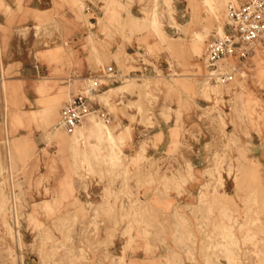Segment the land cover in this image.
Wrapping results in <instances>:
<instances>
[{"label":"rangeland","instance_id":"374dc122","mask_svg":"<svg viewBox=\"0 0 264 264\" xmlns=\"http://www.w3.org/2000/svg\"><path fill=\"white\" fill-rule=\"evenodd\" d=\"M18 1L19 11L14 15L18 23L11 30L18 38V66L29 59L31 47L57 45L53 38L67 26L59 24V18L67 16L85 31L79 43L96 74L87 76L91 79L87 83L74 77L73 92L66 89L63 98L53 99L35 116L21 114L23 106L17 112H6L0 138V264H137L128 257L137 255L138 244L155 239L165 242L167 233L158 229L163 219L138 197L139 177L149 173L141 164L143 151L127 162L121 134L109 125L101 109L93 106V102L108 105L112 114L118 111L115 97L125 92L137 94L136 102L124 104L121 98V107H138L151 124L160 80L153 90L148 78L129 75L134 67L122 52L112 54L123 77L115 75V70L107 71L111 56L103 47L105 40L118 35L130 42L134 34L141 36V45L158 38L176 58L177 66H190L179 71L170 64V74L164 79L170 95L203 98L209 105L204 116L214 135L212 152L201 171V185L191 203L184 206L191 216L186 217L180 207L175 209V245L194 263L200 256L202 264H264V39L245 45L235 26L228 23L229 6L242 7L245 0H217L216 12L203 0H102L108 7L98 18L102 26L98 31L89 30L95 25L89 23L91 14L85 11V0H51L48 12H36L33 17L27 5L22 6L24 0ZM133 3H138L140 10L123 17ZM107 24L111 30L106 31ZM168 24L175 26V36L163 32ZM225 34L234 35L237 48L248 49L246 58L234 53L219 62L221 71L232 72L229 81L209 78L211 68L203 62L208 44ZM91 45L99 54L92 52ZM9 75L3 71L4 79ZM105 84L112 88H101ZM78 93L91 99L92 110L73 131L61 130L56 127L61 108ZM103 123L110 126L120 150L111 145ZM119 172L125 176L122 186L115 184ZM90 177L105 182L99 204L82 197ZM148 178L151 180L150 174ZM179 178L174 172L160 183L166 180V190L175 183L180 191ZM120 238L126 241L123 252L118 244L113 245ZM170 250L175 263L166 259L167 264H183L180 254Z\"/></svg>","mask_w":264,"mask_h":264},{"label":"crops","instance_id":"0c3cea01","mask_svg":"<svg viewBox=\"0 0 264 264\" xmlns=\"http://www.w3.org/2000/svg\"><path fill=\"white\" fill-rule=\"evenodd\" d=\"M50 1L24 0L22 6L25 3L29 9V16L33 17L36 12H48L51 9ZM46 4L48 5L45 6ZM85 5V11L91 14L89 23L95 25L89 30H101L102 26L98 25V18H102L101 14L103 9L108 7L107 4L102 0H85ZM19 7L18 0H3V6H0V28L2 29L0 31V138L4 132L3 124L6 112H17L19 106H23L20 110L21 114L25 112L35 116L36 113H41L53 99L63 98L66 89L71 91L75 81L74 77H77L80 83L82 80L87 83L90 78L86 77L96 74L94 64L88 60L86 51L79 43L80 36L85 34V31L80 23L73 24L67 16L59 18V24L64 23L67 26L53 38L57 42V47L35 49L33 46L29 59H25L26 64L22 63L18 66V38L17 33L11 30L15 29L18 23L14 15L18 14ZM140 7L138 3L131 4L129 8L125 9L123 17L126 18L129 14L134 15L133 10L139 11ZM137 18L140 19V17ZM35 22L34 20L33 23ZM106 26L109 28L106 31L112 29L108 27V24ZM174 29L173 24H168L167 28L163 27V32L167 36L170 34L175 36L178 32ZM33 35H30L31 41L35 40ZM139 38H141L139 34H134L129 42L123 41L121 36L116 35L110 41L104 38L106 44L103 47L110 53L108 55L111 56V64L108 67H112L113 71L117 72L114 73L115 75L123 77L116 57L112 53L120 54L122 52L124 57L128 55L131 58V64L134 67L128 73L129 75L148 78L152 82L153 90H156V81L160 80L159 98L153 103L154 116L150 118L151 124H148L147 120L141 116L138 107L129 106L125 109L121 107V98H123L124 104L128 101L136 102L137 94L125 92L123 96L115 97L113 102L117 104L118 111L112 114L108 112V105L93 102L95 109H101L105 120L115 132L121 134L123 157L127 162H130L137 152L143 151L141 160H144L141 161V164H143L144 170H148L149 173L146 172L139 177L142 186L138 191V197L150 205L157 218L163 219V223L158 229L162 234L167 233V235H163L165 242L155 239L138 244L136 246L137 255L128 257V260L137 264H167L166 259L173 260L170 250L173 249L180 254L183 264H202L200 256L194 263L175 245L173 234L176 228L173 226V215L175 209L180 207L186 217L191 216L190 211L184 206L191 203L195 192L203 181L201 171L207 166L210 159L211 137L214 136L209 120L204 116L209 105L203 98L170 95L164 80L170 74V64L179 71L191 69L190 66H186V68L177 66L176 58L158 38H149L147 43L142 45L139 44L141 40ZM3 71L10 73L5 77L6 79L2 76ZM160 72L163 74L162 77ZM17 73L20 75L18 76ZM110 85L105 84L101 88L109 91L112 88ZM32 126H34V122H32ZM16 136L18 137L19 134ZM69 139L71 141V135H69ZM43 148L46 149L47 145ZM62 157L59 155V161L62 160ZM174 172H178L180 177L178 181V185L181 187L180 191L177 190L175 183L170 185L169 190L165 189L166 180L160 183L164 176L168 178ZM149 174L151 180L148 178ZM116 175L115 184L122 186L124 174L119 172V177ZM77 181L82 183V181ZM133 183L135 182L133 181L131 184ZM104 185L105 182H100L99 178H87L86 189L82 188L84 201L101 203L100 193ZM104 220L108 221V217L104 216ZM116 244L120 246L119 251L123 252L122 249L125 247L126 241L120 238L117 242H113V245ZM173 262L175 263L174 260Z\"/></svg>","mask_w":264,"mask_h":264},{"label":"built area","instance_id":"2783aa9c","mask_svg":"<svg viewBox=\"0 0 264 264\" xmlns=\"http://www.w3.org/2000/svg\"><path fill=\"white\" fill-rule=\"evenodd\" d=\"M246 4V5H245ZM242 7H235L234 4L229 6L228 17L231 25L235 26L241 34V42L245 45H251L264 39V0H245ZM234 35H224V37L214 38L208 44L204 54L206 66L211 69L208 73L209 78L219 77L221 81H229L233 75L230 71H221L219 62L234 53H239L240 57L246 58L248 49L237 48ZM235 49H239L235 51ZM107 70L112 72V67ZM208 75V74H207ZM92 91V90H91ZM86 95L81 93L72 94L61 108V114L56 127L61 130L73 131L80 125L85 117L91 112L92 106Z\"/></svg>","mask_w":264,"mask_h":264},{"label":"bare ground","instance_id":"6f19581e","mask_svg":"<svg viewBox=\"0 0 264 264\" xmlns=\"http://www.w3.org/2000/svg\"><path fill=\"white\" fill-rule=\"evenodd\" d=\"M203 3H206V4H208L209 5V7H210V9H212L213 11H217L218 9H219V7H218V1L217 0H203L202 1ZM214 13V12H213ZM197 38H198V40H202L203 39V36L202 35H199L198 33H197V36H196ZM91 50H92V52H94V53H96V54H99V50L97 49V48H95V46L94 45H91ZM100 58V57H99ZM210 74H213V73H210ZM88 81H90L91 82V79H89ZM132 84V82L130 81L127 85H131ZM133 84H134V82H133ZM141 84V83H140ZM137 85H138V83H137ZM123 86H125V84L124 85H121L120 87H123ZM208 86L209 85H205L204 87L208 90ZM206 89H204V90H206ZM89 92L91 91V89H89L88 90ZM204 92V91H203ZM141 100V99H140ZM93 112H95V111H93ZM123 125V124H122ZM123 126H125V125H123ZM103 128L106 130V133H107V135L109 136V139H110V143H111V145L114 147V149L115 150H120V146H119V143H118V140H116V138H115V135H114V133L111 131V128H110V126L109 125H107V123H103ZM117 134V133H116ZM117 137V136H116ZM141 156V153H140V151L139 152H137V154L135 155V157H140ZM135 157H133L134 159H135ZM138 159H140V158H138Z\"/></svg>","mask_w":264,"mask_h":264}]
</instances>
